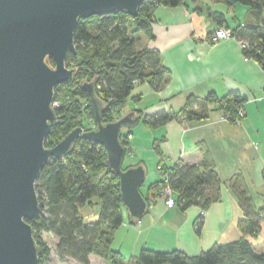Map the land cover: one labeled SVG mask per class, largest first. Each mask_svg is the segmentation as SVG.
I'll return each mask as SVG.
<instances>
[{"label":"trees","instance_id":"obj_1","mask_svg":"<svg viewBox=\"0 0 264 264\" xmlns=\"http://www.w3.org/2000/svg\"><path fill=\"white\" fill-rule=\"evenodd\" d=\"M188 1L146 0L140 5L136 17L118 11L79 20L74 34L77 53L69 52L66 58L67 65L76 69L75 77L55 88L54 103L58 105L54 109L58 120L45 140L47 147H53L78 126L85 129L95 126L94 111L88 93L82 88L83 83L98 78L95 89L104 102L102 115L103 122L107 123L123 115L129 99L135 97L133 92L137 85L148 81L155 90H160L168 82L171 70L163 64L160 50L144 46L143 40L156 38L153 25L159 6L189 5ZM202 1L194 4L199 12L204 10ZM213 1L231 7L237 4L246 7V16L232 17L234 24L230 23L226 13L211 7L207 10L218 24L233 29L234 36L244 44V55L256 60L264 70V0ZM49 63L54 64L53 58H49ZM135 80L139 83L136 84ZM244 104L245 98L238 91L224 96L210 92L204 98L192 94L180 111L168 109L146 114L143 121L157 128L181 116L188 120H203L212 110L220 109L231 123H236L240 108L244 111ZM244 116L245 111L242 119ZM129 133L132 134V130L123 135L125 145ZM199 146L203 155L199 163L178 161L167 165L162 159L159 162L162 179L150 184L146 192L142 189L148 206L162 196L167 182L175 192L177 209L186 211L191 206H199L202 211L195 221L197 234L203 229L205 210L222 198L223 185L226 184L207 143L201 142ZM129 166L124 163L125 168ZM228 184L244 212L238 220L239 239L216 243L197 255L179 249L143 247L138 254L126 258L113 247V241L127 217L135 220L124 206L119 176L109 167L102 145L79 138L65 157H51L37 179L36 190L42 212L38 218L28 221L41 249L38 264H43L44 258L51 254L43 232H50L58 238L57 251L61 259L72 258L82 264H91V255L110 264H264V250L257 249L252 240L261 232L264 205L254 204L252 189L242 172L234 174ZM96 198L101 204L99 216L96 220H86L80 208L92 205Z\"/></svg>","mask_w":264,"mask_h":264},{"label":"crops","instance_id":"obj_2","mask_svg":"<svg viewBox=\"0 0 264 264\" xmlns=\"http://www.w3.org/2000/svg\"><path fill=\"white\" fill-rule=\"evenodd\" d=\"M187 3L189 5L177 7L159 6L153 25L156 38L143 44L160 50L163 64L171 70V75L160 90H155L148 81L139 84L133 92L135 97L129 99L122 112L124 115L139 110L141 114V120L135 126L137 131L132 129L133 154L127 155V164L145 166L146 180L150 177L143 190L146 192L150 184L162 179L159 168L162 159L167 165L178 161L199 163L203 156L199 143L206 142L226 184L222 198L205 210L200 234L195 230V221L201 208L191 206L180 211L176 206L169 207L162 196L155 198L141 220L132 221L127 217L113 241V245L119 242L115 249L123 254L126 242H132V255L138 254L143 247L179 249L197 255L216 243L239 239L238 220L244 212L228 184L238 172L244 174L252 189L254 204L262 206L257 204L256 197L264 196V70L256 60L244 55L239 40L230 38L212 43L209 39L221 25L209 16L208 8L241 18L246 16L247 9L243 5V13L238 14L236 5L231 7L203 0L204 10L199 12L194 4ZM233 91L245 98V116L240 123H231L220 109L212 110L203 120H188L181 116L157 128L143 121L146 114L168 109L180 111L192 94L204 98L210 92L224 96ZM146 153H149L150 163ZM94 204L97 209L93 215L98 218L99 198L94 199ZM259 238L261 241H254V245L264 250V217Z\"/></svg>","mask_w":264,"mask_h":264},{"label":"water","instance_id":"obj_3","mask_svg":"<svg viewBox=\"0 0 264 264\" xmlns=\"http://www.w3.org/2000/svg\"><path fill=\"white\" fill-rule=\"evenodd\" d=\"M144 1L0 0V264L39 263L41 249L28 221L42 212L37 179L51 157H65L79 138L105 148L129 215L137 221L147 213L142 192L145 166L124 167L123 135L139 123L141 115L130 111L104 123L97 77L82 85L95 126H78L53 147L45 145L58 120L55 88L75 77L76 69L67 65L66 58L69 52L77 53L74 34L79 20L118 11L136 17ZM50 57L54 64L49 63Z\"/></svg>","mask_w":264,"mask_h":264},{"label":"rangeland","instance_id":"obj_4","mask_svg":"<svg viewBox=\"0 0 264 264\" xmlns=\"http://www.w3.org/2000/svg\"><path fill=\"white\" fill-rule=\"evenodd\" d=\"M235 7H236L235 10L238 12V14L243 13V9L245 8L241 4H237ZM228 18L230 20V23L234 24V21L232 19V14L231 13L228 14ZM149 40L150 39L145 38L143 40V44L146 41H149ZM137 87H139V86L137 85ZM133 129H135L134 131H137L136 127H134ZM126 132H127V130H125V133ZM148 156H149V153H146V157L149 159ZM128 161H129V156H127L125 158V164H127ZM149 163H150V159H149ZM149 180H150V177L147 178V180L145 181V184L142 187L143 190L145 189V186H146V184L148 183ZM256 201H257L258 205L260 204V205L263 206L264 205V196H258L257 195ZM95 209H97V204L85 205V206H82L80 208V212H81V214L84 215L86 220H95V218H97V217H95L93 215ZM261 217H264V213L261 215ZM42 234H43L42 236H43L44 240L47 242L48 246L51 249L50 256L48 258H44L43 264H82V263H80V262H78V261H76V260H74L72 258L61 259L59 254H58V251H57L58 238L55 235H53L52 233H50V232H43ZM259 236H260V234H259ZM259 236L257 238H259ZM257 238H253L252 240L256 241V242L261 241V239H260L261 237L259 239H257ZM118 243L119 242L114 243L113 247L116 248ZM131 243L132 242H126L125 244H123V249H124V252H125L124 255L126 256V258H130L132 256V248H133V246L131 245ZM91 264H108V261H106L105 259H103L101 257H97L96 255H94L92 257Z\"/></svg>","mask_w":264,"mask_h":264},{"label":"built area","instance_id":"obj_5","mask_svg":"<svg viewBox=\"0 0 264 264\" xmlns=\"http://www.w3.org/2000/svg\"><path fill=\"white\" fill-rule=\"evenodd\" d=\"M230 38H235L237 39L234 34H233V29L231 27H227V26H221V27H218L210 36V41L212 43H217L221 40H225V39H230ZM238 40V39H237ZM242 47L244 46V44L242 42H240ZM136 84L139 83L138 80H135L134 81ZM54 106L55 105H58V103H53ZM244 114V111L242 108H240L239 110V116L236 118V123H240V121L242 120V116ZM133 138V135L132 134H128L127 135V142H128V146L126 145V147L128 148L127 149V152L128 154H133L132 152V145L130 144L131 143V140ZM131 148V150H130ZM164 178L166 179V181L168 180V175H164ZM162 197H164L166 199V202H167V205L169 207H174L175 206V192L172 190L171 186L167 183H165L164 187H163V190H162Z\"/></svg>","mask_w":264,"mask_h":264},{"label":"flooded vegetation","instance_id":"obj_6","mask_svg":"<svg viewBox=\"0 0 264 264\" xmlns=\"http://www.w3.org/2000/svg\"><path fill=\"white\" fill-rule=\"evenodd\" d=\"M84 128V127H83Z\"/></svg>","mask_w":264,"mask_h":264}]
</instances>
